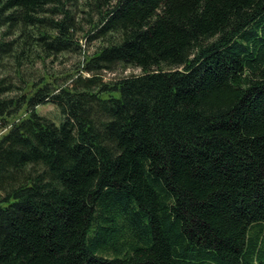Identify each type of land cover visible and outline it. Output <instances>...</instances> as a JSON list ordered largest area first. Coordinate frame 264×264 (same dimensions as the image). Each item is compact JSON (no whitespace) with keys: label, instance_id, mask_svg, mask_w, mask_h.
Wrapping results in <instances>:
<instances>
[{"label":"trees","instance_id":"1","mask_svg":"<svg viewBox=\"0 0 264 264\" xmlns=\"http://www.w3.org/2000/svg\"><path fill=\"white\" fill-rule=\"evenodd\" d=\"M0 130V264H264V0H0Z\"/></svg>","mask_w":264,"mask_h":264},{"label":"rangeland","instance_id":"2","mask_svg":"<svg viewBox=\"0 0 264 264\" xmlns=\"http://www.w3.org/2000/svg\"><path fill=\"white\" fill-rule=\"evenodd\" d=\"M81 43L84 44V42L81 40ZM82 48L84 51H88L87 53H91L92 51V48L91 49H88L85 45H82ZM76 59L75 58H71V57H68L66 58V60H63V63L62 64H59V65H56L54 64V66L60 70V69H63V70H66L68 68H71L73 66H71L73 64V62L75 61ZM48 65V64H47ZM140 74V70L137 69V68H127L126 70H123V71H118L116 73H104L101 75L102 79L104 81H114L118 78H122V77H127V76H131V75H138ZM36 113L39 114V115H42L52 121H54L55 124H58L59 122V118H60V114H59V111L54 108L52 105L50 104H46V105H42V106H38L36 108ZM3 131L0 130V139H1V136ZM2 133V134H1ZM5 206V203H1L0 202V208L1 207H4Z\"/></svg>","mask_w":264,"mask_h":264}]
</instances>
